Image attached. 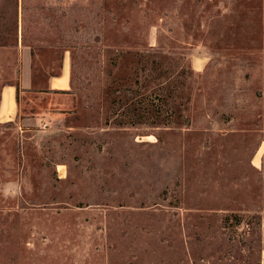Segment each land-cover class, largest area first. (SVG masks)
I'll return each mask as SVG.
<instances>
[{
    "label": "rangeland",
    "instance_id": "374dc122",
    "mask_svg": "<svg viewBox=\"0 0 264 264\" xmlns=\"http://www.w3.org/2000/svg\"><path fill=\"white\" fill-rule=\"evenodd\" d=\"M36 2L66 8L69 28L82 6L63 41L86 87L75 111L70 94L22 92L0 123V264H264V0ZM26 47H0V95ZM161 55L184 74L167 90Z\"/></svg>",
    "mask_w": 264,
    "mask_h": 264
},
{
    "label": "trees",
    "instance_id": "16d2710c",
    "mask_svg": "<svg viewBox=\"0 0 264 264\" xmlns=\"http://www.w3.org/2000/svg\"><path fill=\"white\" fill-rule=\"evenodd\" d=\"M29 0H0V47L4 48H11L18 50L21 39L22 44L25 46H29L31 49V54L33 59H35L36 55L41 57V63L38 66L33 64L32 66V86L29 89L21 88L20 85V74H21V66L19 64L17 71H18V78L15 82H10L7 84L15 85L17 90V102L20 103V94L22 92H34V93H52V94H70L72 95V99L76 106L72 109L75 111L77 109V102L79 103V94L81 89L86 86H79L77 84V48L79 45L77 43H70V40L63 41L69 35V32L72 31V35H76L80 32V27L83 24V17L81 12L83 10L82 6H75L74 10L76 12L73 19V26L72 28L66 27L64 20H70L67 18L66 8L61 12L60 15L56 14L53 11V7L47 4H39L38 2L32 4L31 6L28 4ZM32 9H40V12L30 14L32 20H28L27 10ZM72 11V10H70ZM74 14V13H73ZM57 20L58 26V36L50 35L49 27L47 28L43 23H47L51 25L52 21ZM23 21V28H21ZM31 24V26H29ZM32 28V33H28L30 28ZM52 37L59 38L60 42L52 39ZM96 41L100 40V36L95 37ZM38 50V52H36ZM57 50L61 51L57 55L55 53ZM71 51V87L67 90H60V89H50L48 86V81L52 76H57L62 73L63 68V59L65 51ZM137 54V52L132 50H124L118 52L116 54L117 57H133ZM49 58V59H46ZM180 59V57H178ZM58 62L55 63V61ZM172 56L170 55H161L160 59L156 61L158 65L159 71H161L162 77L165 79L163 82L167 83L164 87L165 90L170 86H178V83H182L181 79L184 76L183 70L179 67L172 65ZM146 77V75H144ZM46 82V84H45ZM179 89V88H178ZM109 93V92H108ZM114 97L112 98L113 107L111 110V114L116 116V118L120 117L122 114H126L127 112L121 111V107L125 106L126 103H123V99L121 95L123 94V89L121 85L116 86L110 91ZM120 95V98H119ZM179 97H182V94H178ZM93 98V95L90 94V98ZM95 98V97H94ZM188 99H183L179 101L180 105H177L172 110L167 113V117H170L175 120H180L185 117V105ZM97 101V100H96ZM95 102H91L88 104L89 107H93L95 109L96 106ZM117 104H120L117 107ZM116 105V107H115ZM143 112H146L148 116H153V113L150 109H141L138 108L135 113L138 116ZM118 120V119H117ZM170 121H173L169 119ZM13 121L6 122V124H10ZM120 124V123H118ZM259 170L257 169V174L255 173L254 176L259 180L262 181V177H260Z\"/></svg>",
    "mask_w": 264,
    "mask_h": 264
},
{
    "label": "crops",
    "instance_id": "0c3cea01",
    "mask_svg": "<svg viewBox=\"0 0 264 264\" xmlns=\"http://www.w3.org/2000/svg\"><path fill=\"white\" fill-rule=\"evenodd\" d=\"M22 76L20 78L21 88L29 89L32 86L31 50L27 47L23 50ZM207 62V57L202 54L196 55V69H200ZM48 85L50 89L67 90L71 87V56L69 52L64 53L62 73L52 76ZM17 90L15 85L6 84L1 89L0 95V123L15 121L20 116V106L17 102ZM33 118L23 119L34 124ZM38 119V118H36Z\"/></svg>",
    "mask_w": 264,
    "mask_h": 264
}]
</instances>
